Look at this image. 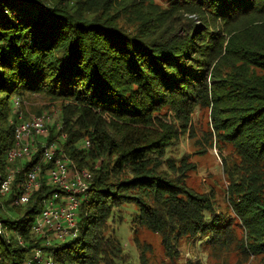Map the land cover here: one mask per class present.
Here are the masks:
<instances>
[{
	"label": "trees",
	"instance_id": "1",
	"mask_svg": "<svg viewBox=\"0 0 264 264\" xmlns=\"http://www.w3.org/2000/svg\"><path fill=\"white\" fill-rule=\"evenodd\" d=\"M16 98L58 104L61 127L45 139L65 134L69 168L90 175L75 239L48 246L33 230L46 196L61 190L47 181L43 147L21 166L6 158ZM181 137L189 151L177 156ZM213 148L227 213L212 189L187 184L194 157ZM36 166L39 187L12 205ZM7 167L0 264H24L34 249L40 264H129L114 236L127 208L138 264H264V0H0ZM142 234L159 239V262ZM197 242L203 260L190 250Z\"/></svg>",
	"mask_w": 264,
	"mask_h": 264
},
{
	"label": "built area",
	"instance_id": "2",
	"mask_svg": "<svg viewBox=\"0 0 264 264\" xmlns=\"http://www.w3.org/2000/svg\"><path fill=\"white\" fill-rule=\"evenodd\" d=\"M14 104L18 109L20 108L21 103L18 99L15 100ZM19 114L23 117L21 110ZM48 117L49 115L43 113L30 116L27 120L16 123L14 126V145L8 150L6 156L9 162L29 156V149L32 146L30 138L34 135L47 133L45 120ZM42 157L44 161L53 163V167L49 169L48 173L49 182L57 186L61 193L54 192L46 196L40 217L34 225V231L41 238L45 235L49 238L54 234L56 242L75 239L79 234L75 214L80 201L87 196L89 190L87 179L90 175L87 172L79 174L75 172V169L71 170L69 168L70 159L55 143H51L43 150ZM14 176L15 170L9 167L4 174L0 172V197L13 188ZM37 177L38 166L27 171L21 184V190L14 197L13 203L15 205L28 202L35 188L40 185ZM44 240L46 245H52V241L47 240V238ZM42 259L41 251L36 250V256L25 264H40ZM42 264H53V261H44Z\"/></svg>",
	"mask_w": 264,
	"mask_h": 264
},
{
	"label": "rangeland",
	"instance_id": "3",
	"mask_svg": "<svg viewBox=\"0 0 264 264\" xmlns=\"http://www.w3.org/2000/svg\"><path fill=\"white\" fill-rule=\"evenodd\" d=\"M136 2H143V0H136ZM157 7L158 6H156V8ZM157 9L159 10L160 8L158 7ZM188 18H192V16H188ZM126 29L131 30L129 27H127ZM16 99H18L21 103L19 109L14 104ZM16 99H14V102H13V104L15 106V116H14V122H13L14 126L16 125L17 122L27 120L30 116H33V115H40L43 113H46L47 115H49V117L45 120V126L47 128V133L32 136L30 138V141H32V146L29 149V156L18 158V159H15L13 161L14 163L18 162L19 165L21 166V165H23V163L27 162L29 160V158H31L35 155V153L37 152L39 147H43V150H44L51 143H55L56 146L60 148L59 144L63 143V141L66 138V135L62 133L61 135L56 136L54 139H51L49 141H47V139H45L46 136L49 134V128L55 127L56 132H57V130H59L61 127L60 113H59L60 108L58 107L57 103L45 102L40 98H35L32 100H25V101L21 100L19 98H16ZM20 110L23 113V117H21L19 114ZM51 115H54V116H51ZM56 132H54V135L56 134ZM174 151H176L177 156H179L182 152H188L189 151V141L185 137L184 138L181 137L179 142H178V147L176 149H174ZM42 154H43V151H42ZM194 160L196 161L198 168L196 169V171L191 173L190 176L188 177V179H187L188 186L190 188H192L193 190H195L196 192H204V191H208L209 189H212L214 192V199L216 201V204L218 205V212L227 213V211H228L227 200H226L224 188L222 186L224 184L223 178H222V166L220 164L219 158L217 157L216 150L214 148L210 149L208 151V153L203 154L202 156L194 157ZM75 172L82 174L83 172H87V171L84 169H82V170L75 169ZM48 173H49V171L47 172V175H46L47 181L49 184L53 185L51 182H49ZM90 180H91V178L89 177L87 179L88 185H90ZM37 182H38V180H37ZM35 189H37V187ZM12 192H13V188L8 193L2 195L0 197V203H2V199L4 196L9 197L12 194ZM88 192H89V190L87 191V196L89 195ZM16 195H17V193H14L12 195V198H11V202H12L11 204L12 205H15L13 203V200H14V197ZM31 197H32V195L30 196L28 202L30 201ZM24 204H26V203H24ZM19 205H22V204H19ZM15 206H17V205H15ZM130 209L131 208H127L126 210L124 209V212L122 214V220L123 221L119 222V220L117 218H115L116 222L114 223V228H115L114 236L117 237V240L119 239L124 252H126L128 254V256H129L128 263L129 264H138V259H137L138 253L136 251V248L134 247V245L131 242V232L128 228L129 222L131 220V217L128 216V211ZM3 210L5 212H7L6 209H3ZM41 212H42V210H41ZM40 214L37 217V219H39ZM37 219L35 220V223H36ZM33 230H34V227H33ZM88 230L90 232L93 230V228H89ZM78 231H80V228L78 229ZM6 233L7 232H6L5 227H3L0 224V236H4V235H6ZM142 235H145L143 237L144 240L151 244V246L153 248V253L156 255V263L159 262L161 260V256L158 254L159 239L154 234H142ZM44 238L45 239L47 238V240L52 241V243H53V241L56 242L55 238H54V234L52 235V237H49V238L46 237V235L43 236L42 239L45 243L46 241L44 240ZM198 243L199 242H197L196 244H193L190 247V250H191V252L198 254L200 259L203 260L204 254H201V253L199 254V252L201 251V247ZM36 250H40V249H36ZM36 250L34 249L33 252H31L30 257L27 258V260L24 262V264L27 261H29L32 257L36 256ZM41 255L43 258L42 251H41ZM146 256L150 257V255H146ZM189 257H191V255H190L189 251H186V258H189ZM46 261H53V259L51 256H49Z\"/></svg>",
	"mask_w": 264,
	"mask_h": 264
},
{
	"label": "bare ground",
	"instance_id": "4",
	"mask_svg": "<svg viewBox=\"0 0 264 264\" xmlns=\"http://www.w3.org/2000/svg\"><path fill=\"white\" fill-rule=\"evenodd\" d=\"M60 149H61L62 151H64V149H63V148H61V147H60ZM63 153H64V152H63Z\"/></svg>",
	"mask_w": 264,
	"mask_h": 264
}]
</instances>
